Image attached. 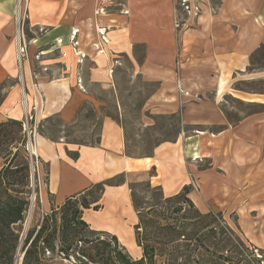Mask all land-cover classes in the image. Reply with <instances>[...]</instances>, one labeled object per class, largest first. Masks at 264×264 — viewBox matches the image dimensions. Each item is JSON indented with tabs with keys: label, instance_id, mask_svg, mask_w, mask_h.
<instances>
[{
	"label": "rangeland",
	"instance_id": "rangeland-1",
	"mask_svg": "<svg viewBox=\"0 0 264 264\" xmlns=\"http://www.w3.org/2000/svg\"><path fill=\"white\" fill-rule=\"evenodd\" d=\"M18 1L0 0V103L12 90L13 93L17 92L21 97L20 102L25 113L22 121H18L22 125L21 133H19V126H8L16 134V140L12 144H9V140L0 147V170L8 165V159L13 160L12 165L22 164L17 167L20 170L23 169V163L25 164L26 161L29 165V179L15 186L20 197L28 202L25 221L16 227L21 237L15 253L14 264H23L29 233L33 240L46 218L49 219L48 228L60 230L64 210L67 209L60 208L63 205L56 207L53 198L46 193L45 174L48 166L31 149L32 147L36 148L37 134L57 142L62 141L74 145L95 144L99 140L101 121L90 107L82 110L78 121L73 125H64L58 116L37 121V112L41 111L44 105L38 80L62 78L68 72L76 69L86 70L90 63L86 62L84 57H80L81 61H78L80 67L78 65L76 67L73 62L75 54L82 53L79 41L76 40L80 30L73 29V27L69 30L61 28L62 23L78 22L75 15L69 14L72 0H20L19 15L17 12ZM119 1L124 3L125 7L133 0ZM139 1L140 8L136 10L135 21L141 24V43L135 47V61L126 55H120L115 62L112 75L118 91L104 96L107 107L103 109V114L118 120L125 128L128 141L127 153L141 157L151 155L154 148L163 141L174 140L181 135H198L196 131L206 132L208 139L211 138L210 135L215 129L184 125L182 122L183 110L176 114L167 111L168 114L161 116L153 110L147 111L145 108L148 97L155 91H160L161 85L157 81H147L142 74L138 73L142 66L141 63L150 49L146 43L155 42L153 39L157 34L153 30H145L144 27L148 28L149 23L153 24L155 21L169 20L165 13L169 9V3L168 0ZM253 1L173 0L176 9H172V19L169 20L174 26L173 41L169 40L171 44L166 48H164L165 45H156L154 48L155 54L163 57L165 53L168 56L167 59H172V63L173 61L174 63H187L193 60V56L200 57V50H212L213 34L209 32L207 35V31L196 30L198 24L200 26L202 23L231 22L236 24L238 40H244L245 36L250 39L251 35H260L262 32L263 39L253 47L254 51L245 71L225 73L227 82L226 86L221 87L219 96H223L220 98L219 105L232 125L239 124L247 116L264 112V106L246 101L248 100L246 99L247 93L258 95L264 99V31L243 30L247 26L244 17L246 15L243 12L244 4L250 7ZM44 5L48 10L43 9ZM99 5L96 15L81 16V18L86 20L89 17L101 15L104 11V8H100L103 3L101 2ZM254 9L256 10L255 7ZM262 9L264 22V7ZM53 11L57 13H53ZM128 13L129 11H126V14ZM190 29L196 31L190 32ZM96 30L100 35V42H108L105 39L106 29ZM196 34L204 40V43H200L199 47L195 42ZM56 35L58 36L56 37ZM65 35H67V39ZM188 44H192V48L187 47ZM96 46L98 45L96 44ZM19 47H22L23 52H19ZM102 49L105 47L98 46L97 52H104L105 50ZM213 72L212 75L216 80L218 74L214 70ZM193 76L194 74L189 78L190 83L196 81ZM208 82L211 87L212 81ZM213 84L215 85L212 88L216 90L218 88L216 81ZM175 87H178L177 83L171 89L175 90ZM185 87L187 86L182 88ZM178 90L181 88L178 87ZM215 94L208 93L206 99L213 101ZM9 121L12 120L2 123ZM26 124L28 126L24 127ZM29 135L31 143L33 142L32 147H30ZM201 146L208 150L203 152L205 156L212 155L211 141L205 140L201 142ZM17 150H20V153L14 157ZM7 155L9 156L7 157ZM190 163H192L191 160ZM211 163L212 158L210 157V159H203L198 165L200 169H210ZM150 173H154V171ZM19 175L21 176L22 173ZM141 175H137V178L139 179ZM141 177L144 178L145 174ZM192 191L197 192L194 187H192ZM101 195L102 191L96 187L92 193L79 197L76 202L83 212L82 201L87 200L92 203L90 207H93L94 201H99ZM33 197L35 198L33 199ZM134 200L140 212L137 224L139 228L137 229L135 226L134 237L140 250L139 254L135 255L116 236L113 238V235L107 234L103 235L101 240L110 242V251L107 249L104 257L96 255L98 248L102 250L103 245L95 239L97 236L90 233L94 230L89 226L87 229L79 228L81 231L79 240L82 239L88 243L77 241L70 253L69 260H64L61 258L63 256L59 254L63 247L60 242L62 234L59 232L55 241V254L47 252L46 255L53 256L55 264H104V261L107 262L108 256L112 263L109 260L107 264H124V257L136 264L137 262L140 264H264V244H254L247 237L246 229L250 224L245 223L243 215H239L240 211L237 212L238 209L235 211L224 209L223 211L209 202V211L204 212L202 211L204 206L197 207L193 202L194 205L191 206L186 202L185 196L174 197L171 201H167L160 188L157 191L152 190L147 184L134 187ZM49 203L55 210L44 207ZM81 250L85 251L87 257L82 256Z\"/></svg>",
	"mask_w": 264,
	"mask_h": 264
},
{
	"label": "crops",
	"instance_id": "crops-1",
	"mask_svg": "<svg viewBox=\"0 0 264 264\" xmlns=\"http://www.w3.org/2000/svg\"><path fill=\"white\" fill-rule=\"evenodd\" d=\"M100 1L103 3L100 8H104L101 15L86 20L81 18L94 15ZM172 2L168 0L169 9L165 12L169 20L172 19V9H176ZM139 5V0H133L125 7L119 0H72L69 14L75 15L78 22L62 23L61 28L80 30L76 40L83 54L76 53L73 62L80 67L78 61L84 57L90 66L86 70L68 72L62 78L38 80L44 105L37 112V121L58 116L64 125H73L82 110L90 107L98 115L101 129L95 144L74 145L37 134V155L48 166L46 193L59 207L67 199L84 196L104 184L99 201L90 209H84L83 220L92 230L122 240L135 255L140 252L134 239L139 217L133 204L131 183H149L153 188H160L165 198H172L188 187L191 189L189 199L197 207L204 206V212L209 211V202L223 211L238 209L245 223L250 224L246 229L247 237L254 244H264V112L247 116L239 124L232 125L219 105L223 96H219L221 87L227 82L225 73L245 71L253 47L262 41L263 33L238 40L236 24H198L196 30L213 34L212 50H200V57L193 56V60L187 63H172L165 53L163 57L154 53L156 45H165L166 48L173 41L172 23L162 20L149 23L148 28L145 26V30L157 34L153 39L155 42L146 43L150 49L138 73L147 81H157L161 85L160 91L148 97L145 108L161 116L168 114L167 111L176 114L183 110L184 125L212 127L215 131L208 139L204 131H196L198 135H181L158 144L151 155L134 156L127 153L125 128L118 120L103 114V109L107 107L104 96L118 91L112 75L118 57L126 55L135 61L134 50L141 43V24L135 21ZM262 7L264 0H254L250 7L244 4L247 26L243 30L264 31ZM43 9L48 10L45 5ZM96 29H106L108 42H100ZM196 30L190 29V32ZM197 35L200 42L196 39L195 42L199 47L204 40ZM96 44L105 47L102 49L105 53H98ZM191 45L187 47L192 48ZM213 70L218 74L216 80ZM191 72L196 79L193 83L189 81ZM210 80L212 86L216 81V90L210 87ZM176 83L181 90L178 87L171 89ZM185 85L187 87L182 88ZM14 93L11 90L0 103V123L22 121L25 112L21 97ZM208 93H216L213 101L206 99ZM246 95L250 97H245L246 101L264 106L263 97L252 93ZM205 140L212 143L211 156L203 154L207 148L201 146V142ZM210 157V169H200L198 164ZM139 174H145V177L141 175L138 179ZM95 206L99 209L95 210ZM44 207L52 209L50 203Z\"/></svg>",
	"mask_w": 264,
	"mask_h": 264
},
{
	"label": "trees",
	"instance_id": "trees-1",
	"mask_svg": "<svg viewBox=\"0 0 264 264\" xmlns=\"http://www.w3.org/2000/svg\"><path fill=\"white\" fill-rule=\"evenodd\" d=\"M13 125L19 126V133L22 132L21 122L12 120L8 123H0V147L4 146V144H6L9 140V144H12V142L16 140V134L8 128V126ZM19 151L20 150H17L14 157H16L18 153H20ZM8 156L9 155H7V157ZM12 162L13 160L8 159V165H6L0 170V264H14L15 253L19 246L21 237L16 227H18L20 223H23L25 221V213L28 209V202L20 197L19 192L15 188V186L18 185L20 182L24 183L29 179L30 171L28 162L26 161L25 164L23 163L24 166H22V170L17 168L22 164L12 165ZM19 173H22V175L20 176ZM142 184H147L152 190H158V188H153L149 183H136L130 186L132 190L133 204L139 217L140 212L134 200V187ZM96 187L103 192L105 186L104 184H101ZM92 190H90L89 193H92ZM189 193V188L186 187L181 193L174 197L185 196L186 202L193 206L194 204L188 198ZM174 197L165 199L167 201H171ZM77 199L78 198L76 197L69 198L67 199L65 204L60 207L68 209L64 210L62 227L60 228V230L57 231L55 228H48L47 224L49 223V219L46 218L44 220L43 225L39 229L36 237L33 240L30 237L31 233H29V237L26 240L27 248L25 250L23 264H55L53 262V256L48 257L46 253L50 252V254H55V241L57 239L58 232L62 234L60 242L63 244L62 250L59 254L60 256H63L61 258H63L64 260H69L71 258L70 253L73 251L74 245L77 241L84 244L88 243V241L82 239L79 240V237L81 235V231L79 228L82 227L87 229L89 225L82 218L83 212L80 210L76 202ZM97 202L98 200L94 201V203ZM91 204L92 203L87 202V200H84L82 201L81 206L84 209H89ZM94 209H99V206H95ZM138 226L139 225H136L137 229L139 228ZM90 233L97 236L95 239L97 241H100V244L103 245L102 250L98 248V252L96 253V255L103 256L106 253V250H109L111 246L110 242H107L106 240H101V237L103 235H107V233L97 231H90ZM81 251L82 256L87 257V255H85V251ZM108 253L109 252L107 251V254ZM109 257L110 256L106 258L107 262H109V260L111 262V258ZM123 259L124 264H136V262L132 263L128 258L124 257ZM107 262L104 261V264H107ZM137 264H140V262H137Z\"/></svg>",
	"mask_w": 264,
	"mask_h": 264
},
{
	"label": "bare ground",
	"instance_id": "bare-ground-1",
	"mask_svg": "<svg viewBox=\"0 0 264 264\" xmlns=\"http://www.w3.org/2000/svg\"><path fill=\"white\" fill-rule=\"evenodd\" d=\"M19 5H20V0L18 1V9H17V12H18V15H19ZM78 35V34H77ZM76 35V36H77ZM19 52H23V50H22V47H19ZM28 108V107H27ZM27 111V110H26ZM33 143V142H32ZM31 147V146H30ZM33 151H34V154H37V150H36V148L35 147H32L31 148ZM35 197H33V199H34Z\"/></svg>",
	"mask_w": 264,
	"mask_h": 264
},
{
	"label": "built area",
	"instance_id": "built-area-1",
	"mask_svg": "<svg viewBox=\"0 0 264 264\" xmlns=\"http://www.w3.org/2000/svg\"><path fill=\"white\" fill-rule=\"evenodd\" d=\"M26 121L28 123V119ZM26 126H28V124L24 125V127H26ZM29 140H30V145H31L32 143H31L30 135H29ZM31 147H32V145H31Z\"/></svg>",
	"mask_w": 264,
	"mask_h": 264
},
{
	"label": "water",
	"instance_id": "water-1",
	"mask_svg": "<svg viewBox=\"0 0 264 264\" xmlns=\"http://www.w3.org/2000/svg\"><path fill=\"white\" fill-rule=\"evenodd\" d=\"M33 204V203H32ZM31 207H32V205H31ZM26 233V232H25ZM24 237H25V234H24V236H23V239H22V242H23V240H24ZM24 256H25V253H24V255H23V259H24Z\"/></svg>",
	"mask_w": 264,
	"mask_h": 264
}]
</instances>
